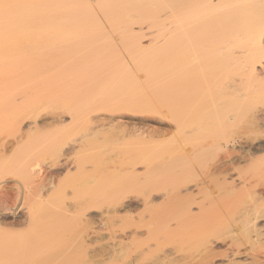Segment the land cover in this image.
<instances>
[{
  "label": "rangeland",
  "instance_id": "rangeland-1",
  "mask_svg": "<svg viewBox=\"0 0 264 264\" xmlns=\"http://www.w3.org/2000/svg\"><path fill=\"white\" fill-rule=\"evenodd\" d=\"M193 13L194 8L187 11L185 17H181L178 12L176 13V10L173 12L174 15L168 14V17L165 16L166 18H164V33H160L157 37L156 33L147 37L140 33H133L127 36L125 40L122 38L123 41L117 36H114L115 38L113 37L114 40H112L107 30H105L107 32L102 33L97 30L94 31V34L99 33V35L96 36L95 34L94 37L89 34L88 37L72 35L55 39L24 33L17 37L6 38L5 47L11 51L0 53V64H2L0 65V170L2 169L3 172L5 170L2 174L4 177L0 176V188L9 182L10 186L15 187L13 195L18 196L17 188L25 191L26 187L25 192L28 193L24 192L26 197L24 199L26 200L23 199L24 196L19 200H17L19 197L16 199L13 196L15 201L13 211L16 212V216L12 214L11 209L9 210L10 204L0 202V228L8 229L7 233L10 235L6 234L7 237H4L6 242L15 238L14 242L10 240V243L9 241L10 244L17 243L19 237V240H24L23 238L27 236L34 240V236L37 235L38 237L40 234L44 237V242L41 244L44 243L43 247L38 244L39 242L35 244V241L27 238L34 245L22 251L21 253L24 255L20 254V257L11 258L10 263L16 264L18 260L24 257L35 260L39 252L43 250L41 254L43 253L42 256L47 264H54V262L55 264H264V237L259 238V240L241 242L240 239L247 229L243 221L238 219L233 224L227 221H221L222 223L216 220L208 221L204 228L191 232L192 221L189 216L184 215L179 218L169 217L165 221V226L159 228L157 213H141V209H138L129 216H125L127 214L125 211H119L116 208L118 201L145 193V187H123L114 192L107 183H103L102 186V182H98L94 177L77 176L76 164L70 163V160L68 169L62 170L58 175L53 174L51 185L40 199H33L30 194L31 188L36 184L31 175V169L44 168L54 164L62 153L65 156L60 158L61 163L66 159H72V152L74 151L67 152L69 144L90 135L95 127L94 124L90 125L86 122L87 118H93L95 121L97 116L103 117L112 112L121 113V109L117 108L121 104L117 102L120 100L118 97L121 93L120 89L116 86H102L95 89L91 68L80 67L99 56L119 55L129 51V53L127 52L131 56L129 58L136 60V57L141 61L146 54L142 59L144 61L139 63L140 65L146 64V67L144 66L146 69H141V73L133 78L127 87L132 90H139L146 89L150 85L155 84L154 86L157 87L161 84L158 88L163 86L165 89L167 85L166 88L169 87V91L165 89L167 92L163 91L159 98L156 97V108L160 104L162 106L173 105L177 99L183 102L180 109L177 110L178 112L172 114L179 122L173 118L176 123L173 120L169 121L168 131L164 129L167 132H162L164 134L159 137L155 136L153 142L156 143L152 144L153 142L149 141L147 144V146L156 144V148L162 153L172 149V147L174 148L176 143L178 147H181L177 151L181 154V158L171 172L161 175L154 171L156 181L151 184H153V193L156 197L155 204L161 202L162 194H171L178 190V187H182L184 191L185 186H187L189 192L195 193L197 190L195 184L205 178L206 174L218 162L222 164V168H227V165L230 166L226 162L229 161L226 158L228 152H231L233 148L234 151H246L248 149L247 143L255 136L251 117L243 114V116L239 115L226 122L223 104L218 98L221 94V87L216 82L211 84L210 80L204 78L209 73L207 67L205 69H193L192 67L193 58L199 57L196 51L202 40L201 35L192 33L189 38L177 37L183 35V33L178 32V24L182 18H187L186 21L181 22L186 28L190 21L199 19ZM214 31H216L215 28ZM33 39L34 41L39 39V43L36 46L27 47L26 43L33 41ZM164 40L171 42L165 46L171 45V49L168 47L169 51L168 48L164 51L163 48L165 47H163L161 49L163 51L160 52L159 49L158 52L156 43H162ZM16 44H21L26 48L21 51H14L17 48ZM161 46H164V43L159 45V47ZM213 47L219 48L221 44L216 42ZM118 57L121 58L122 56ZM145 61L149 62L146 63ZM11 62H15L16 67L14 64V67L8 65ZM106 63L107 60L104 65ZM108 65L111 66L109 63ZM172 85H176V87ZM172 87L174 88L172 89ZM197 102H207L206 107L203 108L205 113L202 111V115L209 117L212 123L204 127L203 130L211 133L213 138L208 139L207 144L210 149L204 155L189 156L186 153L185 144L187 134L183 135L184 132L181 130H184V122L193 112L192 104ZM149 105L141 108L144 110V112L141 111L142 114H139L138 110L135 117H154L156 113L154 110V114L151 112L152 107L150 106L152 105ZM56 114L63 115L64 122L62 124H54L48 128H32L35 123L41 126L44 119ZM159 117L160 115L151 118L155 120ZM117 120L118 118L114 119L113 123ZM178 124L182 129L176 128L175 125ZM29 127L31 129H28ZM157 128L158 125L153 122L144 126L143 129L156 131ZM176 129L182 133L179 134ZM241 136L246 139H241ZM121 138H124V142L127 141L123 134H116L105 139L103 145L116 144L122 141ZM238 138L241 139L239 143L242 144L236 143L239 145L232 146L236 140H240ZM79 147L77 146V148ZM3 166L5 169L2 168ZM87 166L90 167L92 164L88 163ZM256 166L240 161L236 162L238 170L230 169L227 181L230 183L232 182L230 180H234L236 191L233 193H228V188L222 187L214 175H209L204 180L201 186L204 195L212 197L219 194H230L226 196L228 200L225 199L226 201L224 200L217 207L215 215H225L227 218L228 214L230 217L233 212L235 214L237 211L236 214H239L241 209H244L242 211L244 212L246 208L251 207V198L242 191L241 184L242 181L245 182L246 180L252 182L264 179L262 172L264 171V162ZM6 168L9 172L6 171ZM142 170L141 167L138 168V171ZM115 211L117 213H114ZM195 213H197L196 209L193 210L192 214ZM88 215L93 217L92 223L85 222V216L88 217ZM109 217L110 220L106 221ZM15 218L18 225H15L16 223L9 225L14 223ZM260 224H264V221ZM176 225L181 228V235L178 237L171 234V230ZM153 227H156L153 229L154 236L149 247L144 248L141 254H137V249L129 242L132 236H127L126 238H119L124 245L119 248L117 256L112 258L100 257L99 254L110 242L111 235H118L119 231H130V229L136 228L142 234L140 238H144V232ZM93 230L99 232L100 238L90 242L87 240V236H90L89 234ZM125 241L128 242L125 243ZM6 242L4 243L8 245L9 243ZM206 248L211 249L209 255L212 260L209 259L211 258L209 256L204 262L202 255ZM39 249L42 250L38 251ZM35 255H37L36 258L33 257Z\"/></svg>",
  "mask_w": 264,
  "mask_h": 264
},
{
  "label": "bare ground",
  "instance_id": "bare-ground-1",
  "mask_svg": "<svg viewBox=\"0 0 264 264\" xmlns=\"http://www.w3.org/2000/svg\"><path fill=\"white\" fill-rule=\"evenodd\" d=\"M201 1L202 0H0V53L11 51L5 47L6 38L17 37L24 33H32L31 35H39L42 36V38L52 37L56 39L72 35L88 37L90 36L89 34H92L91 37H94L96 34H94V31L100 30V33H102L107 30L112 40H114V36L121 38V40L124 38L123 40H125L127 36L133 33H140L144 37L156 33L157 37L160 33H164V18L168 17V14H173L176 10V13L178 12L181 17H185L187 11L193 10L194 8L193 15L198 16L199 19L190 21L186 28L181 22L186 21L187 18H182V21L178 24V32L183 33V35L177 37L189 38L192 33L201 35L202 40L196 51L199 57L193 58V69H205L207 67L209 73L205 75L204 78L210 80L211 84L212 82H216L221 87V94L218 98L220 103L223 104L225 121L228 122L234 117L246 114L251 117L252 127H254L255 131V136L247 143L248 149L246 151H234L235 149L233 148L231 152H228L226 158L229 159V161L227 160L226 162H228L230 166L228 167V165L226 166L223 164L227 168H222V164L217 160L218 163L216 165L214 164L215 166L206 174V177L195 184V187H197L195 193L192 191L189 192V187L187 186H185L186 188L184 191L182 187H178V190L171 194H162L161 202L155 204L154 200L156 197L152 188L153 182L156 181V173L154 171H157V174L159 173L161 175L171 172L181 158V154L177 152L181 147H178L176 143L177 145L175 144L174 148L172 147V149L162 153V151L156 148V144L154 146L152 145L156 143L153 142V139L155 136L159 137L163 135L164 133L162 132L168 131V126H170L169 121L173 120L175 117L172 116L173 112L175 113L180 109L183 102L177 99L174 104L172 103L173 105L168 104L169 106H162L160 104L161 107L157 106L156 108V97L159 98L163 91L167 92L165 90L169 88H166L167 85H164L165 89L163 86L162 88H158L161 84L159 86L157 85V87L154 86L155 84L150 85L146 89L139 90H132L127 87L128 83L141 73V69H146L144 68L146 64L143 63V65L141 64L142 66L139 64L144 61L142 59H144L146 54L141 61L136 57L135 59L138 61L129 58L131 57L128 55L129 51H127L128 53L126 52L119 55L113 54V56L116 55L115 57L112 55H105L107 58L105 56H99L92 59L93 61L91 60L82 64L80 67L91 68L94 81L93 87H95V89L102 86H116L120 89L121 93L118 95L120 100H117V102L121 104L117 106V108L121 109V113L115 114L112 112L103 117L97 116L95 121H93V118H87L86 122L90 125L94 124L95 127L90 135L84 136L69 144L67 152H70V150L74 151L72 152V159H66L61 163L60 158L65 156L63 155L64 153H62L54 164L44 168H32L31 175L36 182L35 186L31 188L32 191H30L33 199H40L42 197V194L47 191L51 185L53 174H60L62 170L67 168L70 160V163L76 164V169L78 171L77 176L94 177L98 182H102L101 185L107 183L109 187H112L111 190L114 192L118 190V188L120 189L123 187L130 188L132 186H142L146 188L145 193L142 195L118 201V206L116 208L119 211H125L127 213L125 216H129L133 212L138 211V209H141V213H157L158 227L163 228L165 226V221L169 217L179 218L187 215L192 221L190 225L191 232L204 228L208 221L216 220L219 223H222L221 221H227L233 224L239 219L243 221V224H246L247 227L241 239L239 238L241 242H248L255 239L259 240V238L264 237V224H260V222L264 221V179L252 182L247 180L245 182L242 181V191H244L246 196L248 195L251 198L252 205L250 208H246L244 212H242L244 209H241V213L239 214H236L237 211L235 214L233 212V215L230 214V217H228V214L227 218L225 215H215L217 207L220 206L225 199L228 200V197L226 198V196L230 195H228V193L236 191L234 180H230L232 181L230 183L227 181L230 169L238 170L236 162L245 161L251 166H258L260 163L263 164L264 162V0ZM214 28L216 31H214ZM97 34L99 35V33ZM97 34L96 36H98ZM37 38L40 39V37ZM39 39H35V41L34 39L33 41L31 40V44L28 42L26 46H36L39 43ZM175 41L178 43L177 40ZM169 42L170 41L164 40L162 43H156L157 51L160 49L159 51L162 52L163 50L165 51L166 48H170L171 45L165 47ZM216 42H219L221 47L214 48L213 44ZM163 43L164 46L159 47V45ZM16 47L14 51H21L23 48H26L21 44H16ZM162 48L163 50L161 51ZM125 54L127 55L125 56ZM120 55L122 59L118 57ZM157 55L159 56L160 54ZM106 60L107 66L104 65ZM148 62L149 61L146 63ZM108 63L111 66H109ZM13 64L16 67L15 62H11L8 65L14 67ZM114 66H116L115 69H113ZM172 86L176 87V85ZM174 87H172V89ZM207 102L191 103L193 112L184 122V130H181L184 132L183 135L187 134L186 140L183 139V141H186H184L187 148L186 153L189 156L198 154L204 155V153L210 149L207 142L208 139H212L213 136L203 129L208 126V124L211 125L212 120L202 115V111H204L203 108L206 107L205 105ZM148 105L152 107L151 112L154 110L156 114L160 115V120L158 118H155L156 121L152 119L158 116L154 114V112L153 114L155 116H151V119L148 118V116L147 118L146 116L135 117L138 110V113L140 112L139 114H142L144 110H141V108ZM62 116V114L51 115V117L42 121L43 123L41 126L35 123L32 128H48L52 127L54 124L60 125L64 122ZM116 118H118V120L113 123ZM72 119L71 117V120ZM175 119L176 118H174V120ZM47 120L48 122H46ZM174 120V123L178 121V119H176V122ZM153 122H156L158 125L156 131L152 130L154 128L148 131L143 129L144 126ZM175 126L177 129L180 128L179 124ZM28 129L31 128L29 127ZM180 129H182V127ZM181 131L177 130L179 134ZM116 134H123L127 141L124 142V138H121L122 141L116 144L113 143L108 146L103 145L105 139ZM240 138L243 140L246 139L244 136ZM241 139L236 140L232 146L242 144L239 143ZM149 141L153 143L147 146ZM77 146L80 147L77 148ZM88 163H91L92 166H87ZM4 166L2 167L3 169L6 167ZM139 167L143 170L138 171ZM6 171L9 172L7 168ZM4 172L2 169L0 170V176L2 178L4 177L2 176ZM262 172L264 173V171ZM209 175H214L216 181L219 182L222 187L224 186L225 188L226 186L229 192L225 195L219 194L212 197L204 195L201 186ZM8 183L9 182H7V184ZM7 184H3L0 188V202H6L8 205L10 204L11 206H8L10 207L9 210L11 209L13 212L12 214L15 215L16 212L14 213L13 211L15 209L13 197L15 196L13 195V189H15V187L13 188V186ZM16 190L18 196L16 195L15 198L17 199L19 197L17 200L23 197L25 193H28L25 192L26 187L25 191L18 188ZM244 193L243 195H245ZM233 197L235 196L233 195ZM233 197L230 196L231 199H233ZM24 198L26 197L24 196L23 199ZM194 209L197 210V213L192 214ZM114 213H117V211ZM86 217L87 216H85L86 223H92L94 220L91 215ZM108 220H110V217L106 219V221ZM20 223L22 224V222ZM12 224L18 225L16 218L14 223L9 225ZM154 228L156 227L144 232V238H140L142 234L139 233L136 228L134 230L130 229V231H119L118 235H111L110 242L102 249L103 251L99 254L100 257L112 258L117 256L119 248L124 245L119 238H126L127 236H132L129 242L137 249V254H141L144 248L149 247V243L154 236ZM7 230L0 228L1 264H13L10 263L11 261L9 260L14 256L20 257V254L24 255L21 252L27 250L29 246L34 245L32 241H35V244L39 242V245L44 242V237L40 234L38 237L35 235L34 240L25 235L27 237H24V240H19V237L17 243L10 244L11 241L14 242L15 238L14 240L9 239L6 242V234H9ZM91 232L92 235L89 234L90 236H87L88 241L93 242L100 238L98 231L93 230ZM180 232L181 228H179L178 225L171 230L172 236L178 237L181 235ZM27 238L30 240L32 239V241ZM47 239L49 241V238ZM4 242L9 244L6 245ZM127 242L128 241H125V243ZM43 245L41 246L43 247ZM41 250L42 249H39L38 251ZM236 251L238 252V250ZM41 252H43V250ZM41 252H39L37 258V255L33 256L36 258L35 260L24 257L18 260L16 264H47ZM209 254H211V249L208 250L206 248L202 255V260L204 262H206V257L209 258ZM209 259L212 260V257ZM203 261L202 263H204Z\"/></svg>",
  "mask_w": 264,
  "mask_h": 264
}]
</instances>
